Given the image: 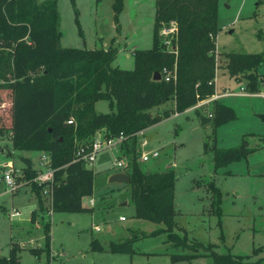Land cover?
Returning <instances> with one entry per match:
<instances>
[{"label": "rangeland", "instance_id": "rangeland-1", "mask_svg": "<svg viewBox=\"0 0 264 264\" xmlns=\"http://www.w3.org/2000/svg\"><path fill=\"white\" fill-rule=\"evenodd\" d=\"M58 7L63 47L116 49L113 66L122 69L135 67L134 48L153 47L156 0H58ZM217 23L214 93H237L242 87L247 94L202 100L179 113L173 112L172 100L154 106V114L172 112L136 136L140 147L146 140L151 150L160 152V157L147 162L138 160L144 171L172 169L175 173L174 232L185 243L169 238L167 231L154 234L167 225L137 218L132 186L108 181L112 173L129 171L115 164L118 159L128 161L117 139L113 141L117 145L99 151L94 163L88 165L95 174L94 194L84 197L83 203L93 208L50 215L51 201L42 195L40 203L22 161L31 158L32 167L37 168L41 152L13 150L10 135H6L0 141V163L12 160L22 176L16 179L19 187L14 192L0 182V256L9 257L13 248L20 264H213L208 254L214 251L244 256L245 264H264V121L260 118L264 115V63L257 69L262 84L257 92H251L247 80L229 77L220 60L222 53L230 51H262L264 39L258 34L264 37V0H219ZM163 30L162 39L169 40L171 34H163ZM10 99L0 91V116L8 111ZM216 101L230 107L234 118L217 125L212 121L202 124L201 117L211 118ZM4 102L7 109L1 107ZM110 110L107 99L96 102L97 112ZM95 137L107 139L103 129ZM240 145L252 151L225 165L216 161L217 149ZM12 209L21 215L12 217ZM45 221L50 222L51 254L48 259L43 252L38 261L31 248L45 246ZM96 226L101 229L97 231ZM135 236L132 252L109 250L111 241ZM95 239L104 251L92 250Z\"/></svg>", "mask_w": 264, "mask_h": 264}, {"label": "trees", "instance_id": "trees-1", "mask_svg": "<svg viewBox=\"0 0 264 264\" xmlns=\"http://www.w3.org/2000/svg\"><path fill=\"white\" fill-rule=\"evenodd\" d=\"M219 0H156L154 44L150 49L134 48L135 67L113 66L116 49H81L61 46L62 31L58 0H0V91L10 99L8 111L0 116V141L10 135L13 150L50 152L56 168L53 190L54 211L83 212L92 209L83 199L94 194L95 174L83 161L75 160L79 144H89L95 133L104 130L107 139L123 136L120 151L127 157L136 217L167 228L169 238H183L175 228L174 171L146 172L139 165L141 147L137 134L170 116L172 110L154 114L151 108L174 101L179 113L214 94L218 68L213 53L218 33ZM175 23L172 48L167 49L161 30ZM260 39H264L258 34ZM223 68L236 81L257 92L262 84L257 72L264 63V46L257 53H222ZM171 71L165 79L164 69ZM156 72L161 74L155 80ZM107 99L110 112L96 111V102ZM1 102V101H0ZM73 118L72 124L68 120ZM234 118L233 110L216 101L211 115L214 124ZM6 120V122H5ZM92 137V138H91ZM91 138V139H90ZM245 145L217 149L216 161L225 165L251 152ZM33 191L42 200V189L33 181L35 168L25 167ZM217 192L216 188H213ZM45 215V212L43 213ZM50 222H44L46 244L31 248L38 261L43 252L49 259ZM111 241L109 250L133 251V241ZM196 245L199 243L196 242ZM104 251L102 243H91ZM213 264H245L244 256L231 253L208 254ZM0 264H20L12 248Z\"/></svg>", "mask_w": 264, "mask_h": 264}, {"label": "built area", "instance_id": "built-area-1", "mask_svg": "<svg viewBox=\"0 0 264 264\" xmlns=\"http://www.w3.org/2000/svg\"><path fill=\"white\" fill-rule=\"evenodd\" d=\"M167 29L169 30L167 31ZM175 30H176L175 23H172L170 28H166L163 30V34L172 35L173 33H175ZM165 43H167V45L171 43V45L167 46V49L172 48L171 38L169 40H166ZM164 74H165V79L168 81L171 77V71L165 68ZM212 83L214 84V80H212ZM242 90L243 88L241 87L240 91L237 93H233L229 91H225L221 94L214 93L213 95H211L209 98L205 99L204 101L205 102L214 101V100H217L218 98H221L227 95L247 94V93L242 92ZM249 94H255V93H249ZM73 121L74 119L71 118L68 120V123L72 124ZM115 139L118 140L117 144L118 145L120 144L121 146V142L124 139V137L120 136ZM113 141H114V138L106 139L104 141L101 138L95 137L89 144H83V143L79 144L77 151H76L75 160L83 161L87 165L93 164L96 159V155L99 151H101L105 147H108L111 145H117ZM142 146H144V149L142 150L139 161L147 162L151 158L160 157V152L158 150H153V149L151 150V147L149 150H145V148L148 147V143L146 140L142 143ZM115 164L121 168H127V165H128L126 161L120 160V159L116 160ZM35 170H36V176L34 177L33 181L35 183H38L40 186L44 185L42 189V195L46 196L51 201L52 209H50L49 213L50 215H52L54 211L53 190H54V177H55L56 168L53 167L52 155L50 152H45V151L41 152L40 159H39V167L35 168ZM21 176H22V170L17 169V167L15 166L12 160H8V161L0 163V182H4L6 186L10 189V191L14 192L17 190L19 185L16 179ZM91 205H95L94 199H91ZM20 215H21V212L19 210L12 209V213H11L12 217H17ZM121 219L125 220L126 218L125 216H122Z\"/></svg>", "mask_w": 264, "mask_h": 264}, {"label": "water", "instance_id": "water-1", "mask_svg": "<svg viewBox=\"0 0 264 264\" xmlns=\"http://www.w3.org/2000/svg\"><path fill=\"white\" fill-rule=\"evenodd\" d=\"M155 80H160L161 79V74L159 72H156L154 75ZM260 118L262 121H264V115H260ZM211 121L210 117H201V123H207ZM150 147H146L145 150H149ZM23 163L25 164L26 167L31 168L33 166V161L31 158H22ZM130 175L127 172H117V173H112L108 177L109 182H121V183H129L130 182ZM124 204H127L125 202Z\"/></svg>", "mask_w": 264, "mask_h": 264}, {"label": "crops", "instance_id": "crops-1", "mask_svg": "<svg viewBox=\"0 0 264 264\" xmlns=\"http://www.w3.org/2000/svg\"><path fill=\"white\" fill-rule=\"evenodd\" d=\"M0 151L3 152V150H0ZM10 154H11V153H10ZM95 203H96V202H95ZM84 205H85V204H84ZM92 208H93V207H92ZM121 217H122V216H121ZM96 228H97V229H96L97 231H99V230L101 229L100 226H96Z\"/></svg>", "mask_w": 264, "mask_h": 264}]
</instances>
